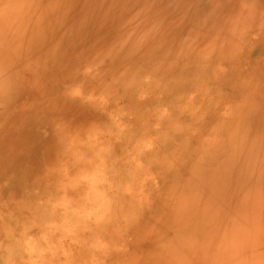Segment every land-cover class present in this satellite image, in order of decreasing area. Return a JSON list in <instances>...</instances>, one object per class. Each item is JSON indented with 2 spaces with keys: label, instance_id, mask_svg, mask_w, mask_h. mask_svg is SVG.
I'll use <instances>...</instances> for the list:
<instances>
[{
  "label": "rangeland",
  "instance_id": "1",
  "mask_svg": "<svg viewBox=\"0 0 264 264\" xmlns=\"http://www.w3.org/2000/svg\"><path fill=\"white\" fill-rule=\"evenodd\" d=\"M97 2L116 32L70 91L103 118L56 120L53 160L0 170V264H264V30L246 26L257 0H208L194 33L164 46L146 38L143 0ZM56 58L55 46L30 57L37 93ZM236 143L234 168L207 184L205 164Z\"/></svg>",
  "mask_w": 264,
  "mask_h": 264
},
{
  "label": "clouds",
  "instance_id": "2",
  "mask_svg": "<svg viewBox=\"0 0 264 264\" xmlns=\"http://www.w3.org/2000/svg\"><path fill=\"white\" fill-rule=\"evenodd\" d=\"M143 2L142 11L150 13L145 15V35L157 46L174 45L194 33L211 10L208 0ZM102 16L97 0H0V170L30 172L53 160L59 147L56 120L76 130L103 118L70 91L78 83L83 58L115 35L117 24L101 23ZM246 26L250 34L264 30V0H257ZM54 46L57 58L50 78L37 93L26 65L30 57ZM21 115L28 121L20 124ZM243 151L236 143L231 151L207 162L202 179L209 185L222 182ZM186 210L182 205L176 208L179 214Z\"/></svg>",
  "mask_w": 264,
  "mask_h": 264
}]
</instances>
